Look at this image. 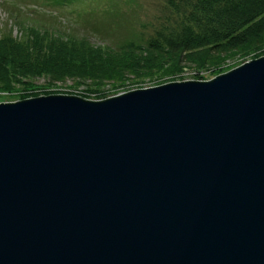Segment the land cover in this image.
I'll return each mask as SVG.
<instances>
[{"label": "water", "instance_id": "obj_1", "mask_svg": "<svg viewBox=\"0 0 264 264\" xmlns=\"http://www.w3.org/2000/svg\"><path fill=\"white\" fill-rule=\"evenodd\" d=\"M0 264H264V56L0 103Z\"/></svg>", "mask_w": 264, "mask_h": 264}, {"label": "trees", "instance_id": "obj_2", "mask_svg": "<svg viewBox=\"0 0 264 264\" xmlns=\"http://www.w3.org/2000/svg\"><path fill=\"white\" fill-rule=\"evenodd\" d=\"M166 6L171 17L153 26L148 37L138 33L101 44L16 8L11 15L17 33L11 28L0 33V89L35 78L75 86L121 84L167 66L210 64L195 60V54L222 57L264 42V0H166Z\"/></svg>", "mask_w": 264, "mask_h": 264}, {"label": "rangeland", "instance_id": "obj_3", "mask_svg": "<svg viewBox=\"0 0 264 264\" xmlns=\"http://www.w3.org/2000/svg\"><path fill=\"white\" fill-rule=\"evenodd\" d=\"M16 8L25 14L34 12L38 17L59 22L70 28L73 34H87L91 41L98 44L108 43L109 40L115 42L118 38H129L131 35L138 37V33L148 37L153 26L171 15L166 0H0V33L8 28L12 29L13 34L17 33L11 15ZM256 47L257 44L246 45L235 53L214 58L195 54L192 56L195 60L202 62L206 59L210 64L186 65L183 69L167 66L152 77L135 80L129 77L121 84L108 83L93 87L71 85L70 81L48 84L43 79H29L10 90L0 89V103L47 95H72L96 101L170 82L207 81L249 60L264 56V42ZM117 69L114 65L113 70Z\"/></svg>", "mask_w": 264, "mask_h": 264}]
</instances>
